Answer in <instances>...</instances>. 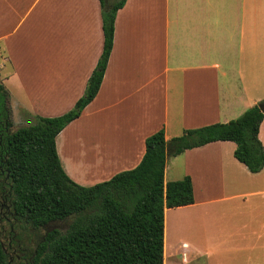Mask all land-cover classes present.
Masks as SVG:
<instances>
[{"label": "crops", "instance_id": "1", "mask_svg": "<svg viewBox=\"0 0 264 264\" xmlns=\"http://www.w3.org/2000/svg\"><path fill=\"white\" fill-rule=\"evenodd\" d=\"M102 47L99 0H0L10 65L0 80L24 111L71 110ZM261 101L264 0H126L99 91L56 150L66 175L92 186L134 169L157 131L169 140ZM258 139L264 150V120ZM235 148L214 142L167 160L165 183L190 177L193 204L165 210L163 264H264V168L251 174ZM79 156L92 165L85 175L73 168Z\"/></svg>", "mask_w": 264, "mask_h": 264}, {"label": "trees", "instance_id": "2", "mask_svg": "<svg viewBox=\"0 0 264 264\" xmlns=\"http://www.w3.org/2000/svg\"><path fill=\"white\" fill-rule=\"evenodd\" d=\"M99 2L102 52L71 110L51 118L23 110L28 124L12 131L10 95L0 80V198L9 203L13 221L9 247L22 253L13 239L16 227L21 232L44 229L30 256H16L17 264H163L164 212L193 204L190 177L165 183L169 158L209 143L232 142L234 158L251 174L264 168L258 139L261 101L235 120L187 129L169 140L162 129L157 131L145 139L140 163L107 181L81 186L66 175L56 138L95 99L113 45L115 16L126 0ZM67 220L66 231L53 227ZM1 222L0 217V264H11Z\"/></svg>", "mask_w": 264, "mask_h": 264}, {"label": "rangeland", "instance_id": "3", "mask_svg": "<svg viewBox=\"0 0 264 264\" xmlns=\"http://www.w3.org/2000/svg\"><path fill=\"white\" fill-rule=\"evenodd\" d=\"M0 68H2L4 70V72L10 70V65L9 64H5V68H3L2 62L0 61ZM38 92L37 90L34 91L33 93ZM31 97H36L38 98V95L33 94ZM24 99V97L21 96H14V95H10V107L12 109V122H13V127H12V131L17 130L20 127H24L28 124L29 119H27L28 117L22 112L23 110L21 108H19L17 105L19 102H22V100ZM19 101V102H18ZM80 153V152H79ZM76 157V156H75ZM74 157L73 160V168L75 169L76 172H79V174L81 175H85L88 172H90L89 170L92 168V165L88 167V160L82 156H79V159L77 160V158ZM9 205L8 202H4L1 198H0V217L2 219L1 222V227H2V231H3V244L7 250V255L8 258L11 262V264H17L16 262V256L19 255H31L36 241L38 240V238H40V236L43 235L44 233V229H41L37 232H32L29 231V229H27L25 232H21L19 228H15L13 230V233L15 235V238H13L15 241L17 240L19 243V249L22 251V253H18L17 251H15V248L13 247V249H11L9 247V240H10V236L8 235V231L10 228V225L12 224V220L10 219V208L7 207ZM70 221H62V222H56L53 224V227H56L58 229H60L62 232L66 231L68 229V225H69ZM17 237V238H16Z\"/></svg>", "mask_w": 264, "mask_h": 264}, {"label": "water", "instance_id": "4", "mask_svg": "<svg viewBox=\"0 0 264 264\" xmlns=\"http://www.w3.org/2000/svg\"><path fill=\"white\" fill-rule=\"evenodd\" d=\"M260 109L264 113V104L263 105H260Z\"/></svg>", "mask_w": 264, "mask_h": 264}]
</instances>
